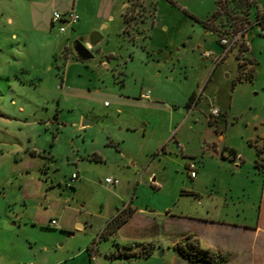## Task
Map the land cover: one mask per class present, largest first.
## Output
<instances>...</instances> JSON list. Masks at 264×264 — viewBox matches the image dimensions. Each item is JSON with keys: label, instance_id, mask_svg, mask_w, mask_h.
Segmentation results:
<instances>
[{"label": "rangeland", "instance_id": "374dc122", "mask_svg": "<svg viewBox=\"0 0 264 264\" xmlns=\"http://www.w3.org/2000/svg\"><path fill=\"white\" fill-rule=\"evenodd\" d=\"M125 1L129 3L124 8L125 32L131 35L139 30L141 0H0V264H86L77 253L87 240L104 248L107 241H99L100 231L132 198L135 204L168 207L175 213H206L209 203L225 206L228 201L236 219L251 225L258 220L263 177L249 174L245 165V176L233 177L238 189L229 192L225 158L217 159L209 143L220 126L228 147H222L220 154L230 162L229 145H235L256 172V148L246 138L264 119V35L259 25L248 32L245 60L255 73L249 79L237 48L217 65L214 56L204 57L198 49L201 45L211 51L219 44V32L204 27L216 11V0H177L176 4L153 0L160 1L169 31L153 28L146 45L156 48L162 43L164 57L176 63L173 79L168 80L169 69L163 62L155 59L143 66L138 53L137 59L129 60L140 42L133 45L123 34L119 14ZM86 8L89 12L84 15L94 19L102 10L113 14L106 21L95 19L104 39L96 44L102 52L91 48L93 59L83 61L65 50L73 28L61 32L59 22H33L34 11L44 17L75 9L80 16ZM258 8H264V0H255L252 21ZM14 33L19 38L9 39ZM92 33L77 40L85 42ZM74 41L73 36L71 44ZM136 66L148 75L144 84L135 80ZM159 69L162 73L157 77ZM156 82L162 83L154 89ZM140 91L148 97L140 99ZM193 95L200 100L191 111L188 103ZM213 106L220 115L211 124ZM83 118L91 124L80 128ZM39 131L41 136H34ZM53 132L59 137L54 146L47 144L52 158L26 151L23 160H16L15 151L30 145L29 134L32 147L44 145L46 133L53 139ZM177 137L185 149L196 152L198 181L185 165L187 157L180 153ZM73 172H80V179L72 184L75 188L67 185ZM106 177L115 178L118 185L107 183ZM194 186L203 206L186 193ZM52 219L59 228L51 226ZM80 222L86 228H78Z\"/></svg>", "mask_w": 264, "mask_h": 264}, {"label": "crops", "instance_id": "0c3cea01", "mask_svg": "<svg viewBox=\"0 0 264 264\" xmlns=\"http://www.w3.org/2000/svg\"><path fill=\"white\" fill-rule=\"evenodd\" d=\"M61 1V0H59ZM87 1V0H85ZM172 3L176 4L177 0H170ZM128 1L123 2L122 7L123 10L121 11V18L124 22L123 34L128 36L129 40L132 41V44L135 45L136 43L140 42V46L137 48L139 50H131L130 61L137 59V53L139 54V59L143 62V66H148L151 63V60H157L159 64L163 62L167 65L169 69L167 72L166 78L168 80L173 79V75L176 72V63L170 60L169 58L164 57V51L166 50L163 44L161 43L159 47L153 48L146 45V40L152 37V29H158L159 31L167 33L169 28L166 25L165 15L161 14V8L159 7L160 1H153V0H141L138 6L141 9L140 20L138 21L139 30H136L135 34H128L125 32L126 22H125V14L124 8H126L129 3ZM255 3V0H254ZM264 9V8H263ZM262 8H258L257 16L261 14L264 16V11ZM75 10V9H74ZM169 10V9H168ZM83 12L88 13L89 10L86 8L84 11L81 12L79 16V20L76 24L67 26L66 31L70 28H73V31L68 34V42L65 45V50H68L69 55L73 57H77L75 52L71 51L70 47L73 46L71 44V38L74 36L75 41L77 38H84L89 32L91 31H98L102 35V39H104V31L95 25V19L99 18L101 21H106L108 17L113 19V14L106 12V10H102L101 14L95 16L84 15ZM77 13V12H76ZM211 17V16H210ZM210 17L206 20L210 24L204 25L207 31L216 32V28L221 26V20L219 21H211ZM257 18V17H256ZM250 19L252 20V15L250 13ZM10 22L13 23V20L9 18ZM162 20V22H159ZM205 21V22H206ZM33 22L37 25H47L49 22L52 23V13L49 15H45L44 17L41 16L39 13H33ZM173 22V21H172ZM58 23V22H57ZM60 26L63 24L59 22ZM56 23H52L55 25ZM59 26V30H60ZM103 26H106L103 24ZM91 30V31H90ZM17 39L19 38L16 33L11 35L9 39ZM74 41V42H75ZM88 39L85 41L87 42ZM100 42V41H99ZM186 44V42H183ZM100 44V43H99ZM202 46L198 45V49L201 52V55L204 56V52L207 51L206 49H201ZM70 49V51H69ZM94 49L97 52H102L98 45L94 46ZM239 54L237 53L238 57H241L242 54L240 53L239 48H237ZM223 50V46L219 43L218 45L214 46L212 51L215 54L221 53ZM139 51V52H138ZM166 55V54H165ZM164 57V58H163ZM164 59V60H163ZM240 59V58H239ZM163 60V61H162ZM105 60H103V64H105ZM128 62V59H126ZM248 62V61H247ZM170 65V66H169ZM216 65V64H215ZM107 66V65H105ZM242 68H245V71H252L254 67L251 65H241ZM137 69H133V73L136 76V81L141 80L142 84H144L145 80L147 79L148 75L143 70V67L136 66ZM162 69L158 70V75L154 74L155 76H161ZM245 72V73H247ZM255 75V73H254ZM65 83V79H63ZM156 82L153 86L155 89L157 87ZM144 86V85H142ZM144 88V87H142ZM141 88V90H142ZM131 95V93H129ZM138 94V93H137ZM133 96V95H131ZM140 99H146L148 94L144 91H140ZM199 98L195 97L189 109L194 111L198 102ZM180 102L178 101L177 107H180ZM171 114L173 111L171 110ZM214 120H213V119ZM13 119V118H12ZM218 118H214L211 116V119L208 120L209 123L213 124L217 122ZM214 121V122H213ZM48 124V122H47ZM91 122L85 118L80 125V128H84L88 126ZM261 125L255 127V129L248 135L246 138L254 148L255 146V153L256 156L254 166L256 172L252 171L251 164L252 161H247L241 155L242 151L236 147L235 145L230 144V150L233 154L232 158L228 157L230 162H228L227 157L224 153L220 154V151L223 148H228L227 143L225 142L224 134L220 126L216 128V136L212 138L211 142L209 143L210 147L213 150L214 156L218 159L219 156L225 158L224 165L226 167L225 173L228 174L231 178L229 180L228 189L229 192L234 191L238 186L234 185V176H245L246 172L255 176V178L262 176L263 177V191H262V204L259 213L258 220L255 225L249 224L247 221L238 220L233 216V212H231L228 208V201L224 202L225 206L221 205V203L215 201L214 203H209L210 207H207L206 213L202 211H197L196 213H185V212H173L170 208L159 210L155 208L149 207V205H140L138 203H134L135 200H132L129 203H125L122 209H117V212L110 217V220H107V217L102 218V222H106L104 228L100 231L98 236L99 241L103 238L107 241V245H105V249L101 248V245L96 247V242H86V247L81 249V252L77 253L80 256L85 257V261L87 264H94V261L97 264H205V263H197V262H190L184 259L176 249V245L179 241H181L186 235L192 234L196 238H198L200 245L211 251L220 252L226 254L228 256V260L224 264H264V119H262ZM79 128V129H80ZM59 132V131H58ZM58 132L52 133V138L49 133L45 135L46 142L42 146H38L35 144L31 147L32 141V133L28 135V140L30 145L28 147H22L20 151H15L16 153V160L21 161L25 155L26 151H29L34 157L37 156H47L49 158L53 157L52 150L48 151V145L51 146L55 145L56 140L59 137ZM34 134V133H33ZM34 136H41V131L37 134L35 133ZM177 142L178 149L183 157H187L185 161V165L189 167L191 163H194L196 166V152L192 149L186 148L181 142V140L177 137L175 139ZM48 142V143H47ZM182 145V148L180 147ZM167 151V155H170V149L165 148ZM258 150L261 151L260 155H258ZM46 157V158H47ZM96 159H100L99 156ZM170 159H172L170 157ZM257 162V165H256ZM49 164V162L47 163ZM245 165L248 166V171H244ZM42 166V165H40ZM48 167L47 165H45ZM198 166V164H197ZM50 170L46 171V174L49 175ZM75 173V172H73ZM72 173V174H73ZM79 179H80V172ZM247 176V175H246ZM108 178V177H106ZM78 179V180H79ZM153 181L155 178L153 177ZM195 181H198V174L195 177ZM118 185V184H117ZM196 185V184H195ZM116 186V185H114ZM74 187V186H73ZM75 188V187H74ZM43 189V183H39V193ZM120 189V188H119ZM238 189V188H237ZM187 194H191L194 196L196 200V204L198 206H203L202 201H200L199 195L200 190L194 186L191 187L187 192ZM212 199H217L214 197L212 193H210ZM21 198H24V193L20 195ZM228 198V197H227ZM119 213L121 215H126L129 213V217L127 220L120 225L118 228H115V221L113 220ZM125 213V214H124ZM236 215H240L239 212L235 213ZM110 216V215H109ZM53 220V219H52ZM113 220V221H112ZM58 222V221H57ZM59 224V223H58ZM52 226V225H51ZM60 226V225H59ZM100 226V225H99ZM53 227V226H52ZM78 228H86L85 223H78ZM91 227L93 225L91 224ZM59 228V227H58ZM95 233V231H94ZM72 234H74L72 232ZM153 244L154 249L151 255L149 256H142L136 257L135 254L142 252L144 249H148L149 245ZM95 245V246H94ZM162 249V254H158L159 250ZM88 252L89 258L86 255ZM123 254L129 255V257L124 256ZM90 262V263H89Z\"/></svg>", "mask_w": 264, "mask_h": 264}, {"label": "built area", "instance_id": "2783aa9c", "mask_svg": "<svg viewBox=\"0 0 264 264\" xmlns=\"http://www.w3.org/2000/svg\"><path fill=\"white\" fill-rule=\"evenodd\" d=\"M229 0H216L217 8L216 11L219 13L218 18L214 19V21H225L226 18H228V21H225L224 23H228L225 26H220L216 28V32H219L220 38L219 43L223 46V50L219 54H215L214 51L207 50L204 52V57H213L214 56V62L217 65L219 62H221L234 48H239L240 53L242 54V58L240 59L241 65H246L248 62L245 60V53L249 49V43H248V32L254 25H259V29L261 30L262 34L264 35V16L259 14L255 21L250 20H242L237 16H227V6H228ZM254 1V0H253ZM215 11V12H216ZM79 20V15L75 12V10H71L67 13H61L59 11H54L52 13V23L62 22L63 24L60 26V31L64 32L67 29V26H71L73 24H76ZM247 72V71H245ZM244 72V73H245ZM249 73V71L247 72ZM210 114L212 117H218L220 115V110L217 107H212L210 110ZM180 147L182 148V145L180 144ZM196 166L194 163H191L189 165L190 173L192 177H196L195 169ZM79 179V173L75 172L71 175V181L68 182V186L72 187L73 182ZM106 182L111 185H117L119 182L115 178L108 177L106 178ZM51 225L53 227H60L57 220L53 219L51 220Z\"/></svg>", "mask_w": 264, "mask_h": 264}, {"label": "trees", "instance_id": "16d2710c", "mask_svg": "<svg viewBox=\"0 0 264 264\" xmlns=\"http://www.w3.org/2000/svg\"><path fill=\"white\" fill-rule=\"evenodd\" d=\"M253 5H254L253 0H229L226 14L228 17L233 15L237 16L240 19V21L242 20L247 21L250 20V11ZM218 16L219 13L216 11L210 17L209 19L210 22L214 21V19L218 18ZM228 20L229 19L226 18L225 21ZM125 22L127 23L126 17H125ZM224 22L221 21V26H225L228 24ZM207 23L210 24L208 21H206L204 22V25H206ZM244 76L246 78L251 79L254 76V70L249 71V73H244ZM194 99H195V95H193L190 98L188 105H191ZM260 153L261 151L258 150V155H260ZM129 215L130 214L127 213L126 215L123 216L121 215V213H119L113 219L115 221V228H118L120 225H122L127 220ZM153 249H154V245L150 244L148 249H144L142 252L136 253L135 256L136 257L149 256L152 254ZM176 249L184 259L190 262L205 263V264H224L228 260V256L226 254L203 248L200 245L198 238H196L192 234L186 235L181 241H179L178 244L176 245ZM123 255L129 257V255L127 254H123Z\"/></svg>", "mask_w": 264, "mask_h": 264}, {"label": "water", "instance_id": "95a60500", "mask_svg": "<svg viewBox=\"0 0 264 264\" xmlns=\"http://www.w3.org/2000/svg\"><path fill=\"white\" fill-rule=\"evenodd\" d=\"M101 38L100 32L95 31L90 35L87 42L76 40L72 46L73 51L83 61L93 59L94 53L91 51V48L98 44ZM160 254H162V249L160 250Z\"/></svg>", "mask_w": 264, "mask_h": 264}]
</instances>
